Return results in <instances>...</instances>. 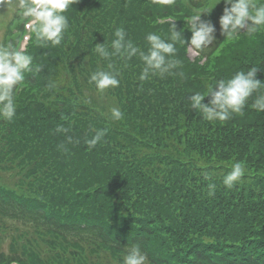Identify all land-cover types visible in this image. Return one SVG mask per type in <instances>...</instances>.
Wrapping results in <instances>:
<instances>
[{"label": "trees", "instance_id": "16d2710c", "mask_svg": "<svg viewBox=\"0 0 264 264\" xmlns=\"http://www.w3.org/2000/svg\"><path fill=\"white\" fill-rule=\"evenodd\" d=\"M17 3L0 4L9 51L27 32ZM210 4L76 0L56 43L29 31L14 114L0 117V264H124L134 246L147 264H264V28L228 40L221 0L190 58L186 19ZM150 33L175 49L159 68L142 58ZM252 69L261 86L226 119L193 105L200 93L219 112L220 82ZM101 74L117 84L98 88Z\"/></svg>", "mask_w": 264, "mask_h": 264}, {"label": "clouds", "instance_id": "9594fccd", "mask_svg": "<svg viewBox=\"0 0 264 264\" xmlns=\"http://www.w3.org/2000/svg\"><path fill=\"white\" fill-rule=\"evenodd\" d=\"M76 0H18L15 6V15L22 16L28 20L25 27L35 32L38 37L52 40L56 43L59 34L66 27L65 16L62 15L66 9ZM156 4L173 5L175 0H153ZM221 0H215L214 3L206 5L203 10H194L186 19V29L192 32L190 43L193 46V53L198 54L202 44L207 43L213 37V26L210 22L202 20L201 14L208 13ZM5 0H0L4 4ZM225 5L222 15L219 17L221 30L226 34L228 40L237 38L239 29L246 28L251 34L261 28H264V6L257 7L250 4L249 0H223ZM175 28V24L171 26ZM117 35H120L118 32ZM180 32L171 31V39L176 41L180 37ZM147 40L151 44L150 52L142 58L152 67L159 68L164 62L162 53H172L175 51L172 43H166L156 34H148ZM184 43L183 40L179 41ZM117 46L119 41L115 42ZM135 51V49H133ZM31 61L29 55L19 51H9L8 48L0 47V117L11 119L16 107V91L14 85L23 82L22 71L28 68ZM255 69L246 74L237 72L227 82L221 81L219 91L214 93L212 104L216 105L219 112H213L207 105L201 103L203 94H195L191 97L195 107L203 110L208 118L215 116L219 120L227 118L228 109L239 111L250 93L261 86V81L253 79ZM96 80V76L92 77ZM117 81L106 74H101L97 80L98 88H105L109 85H116ZM259 108H264V103L257 101ZM113 114L119 117L120 113L113 110ZM95 139L89 142V146L95 144ZM244 175V165L235 162L231 165V170L223 178V183L229 188ZM214 186L210 187L211 189ZM124 264H147V257L139 246L132 247L124 256Z\"/></svg>", "mask_w": 264, "mask_h": 264}, {"label": "rangeland", "instance_id": "374dc122", "mask_svg": "<svg viewBox=\"0 0 264 264\" xmlns=\"http://www.w3.org/2000/svg\"><path fill=\"white\" fill-rule=\"evenodd\" d=\"M208 2L210 3H213L214 2V0H208ZM1 21H2V19H0V23H1ZM5 21H7V20H5ZM7 24V23H6ZM6 24L5 23H1L0 24V38H1V36H2V33L3 32H5V28H6ZM209 42V41H208ZM193 49H188V52H189V56H190V58H194L195 57V53H193V51H192Z\"/></svg>", "mask_w": 264, "mask_h": 264}]
</instances>
